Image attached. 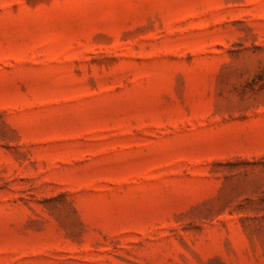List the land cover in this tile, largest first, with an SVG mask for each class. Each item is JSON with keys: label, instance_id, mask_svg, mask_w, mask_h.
<instances>
[{"label": "rangeland", "instance_id": "374dc122", "mask_svg": "<svg viewBox=\"0 0 264 264\" xmlns=\"http://www.w3.org/2000/svg\"><path fill=\"white\" fill-rule=\"evenodd\" d=\"M0 264H264V0H0Z\"/></svg>", "mask_w": 264, "mask_h": 264}]
</instances>
